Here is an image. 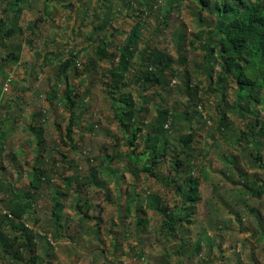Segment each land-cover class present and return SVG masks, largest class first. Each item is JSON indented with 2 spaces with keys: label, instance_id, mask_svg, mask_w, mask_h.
<instances>
[{
  "label": "rangeland",
  "instance_id": "obj_1",
  "mask_svg": "<svg viewBox=\"0 0 264 264\" xmlns=\"http://www.w3.org/2000/svg\"><path fill=\"white\" fill-rule=\"evenodd\" d=\"M5 1L0 0V10ZM141 1L112 0V21L107 30L117 28V32L110 37V48L113 49L126 39L134 22L141 20L143 24L137 30L138 49L147 42L150 46L167 47L175 60L177 55L185 57L191 64V80L200 78L205 88L206 79L196 67L201 52L190 48L188 44L200 27L191 14L195 1L173 2L167 26L159 27L157 33L151 31L161 24L158 10L161 0H150L155 5L150 12H144L147 4L140 6ZM48 4L51 9L45 13L43 0L25 1L19 22L23 33L18 39L31 38L32 42L30 45L22 42L18 62H8L0 67V90L6 87L0 92V199L7 198V193L2 191L5 187L23 189L28 183L29 166L33 162L37 144L34 132L25 125L33 113H42L34 119L42 124L45 144L43 155L49 159H59L60 151L68 155L69 160V163L56 160L51 172V185L60 191L65 189L63 192L66 193L61 205L63 226L60 235H50L53 232L50 226V196L53 188L48 190L45 185L41 186L33 197L34 215L29 220L24 219L28 228L44 235L50 242L51 246H48L44 240L36 241L38 261L42 264H264V192L259 198L243 193L239 184L231 183L223 175L226 172L224 159H229L231 163V154H234L243 170L264 181V167L259 165L264 164V128L252 143V151L260 154V160H250L246 152L244 154L241 150L243 144L238 138L240 131L246 132L248 127L255 131L259 127V124H252L254 117L259 118L264 125L262 106L241 97L236 99L235 84L230 78L220 82L219 88L213 92L206 90L202 93L201 109L196 108L198 104L195 108L204 117L202 119L195 113L191 124L196 134L193 145L201 150L203 158L193 169V175L199 180L200 200L194 205L189 216L190 222L181 227L182 232L176 238H164L159 229L160 217L147 208L149 222L144 231L137 232L134 209L124 216L125 196L120 195V191L134 190L143 199L146 192L151 190L162 195L169 206L177 203L178 198L171 186L165 187L146 172H139L134 179L125 166L126 159L123 156L128 150L124 142L126 138H122L117 123L112 119L110 99L99 77V72L109 64L106 60L94 57L92 43L87 38L92 32V25L100 19L95 17L101 15L109 3L102 1L99 4L98 0H52ZM39 17V27L34 34H30L27 25ZM180 23L184 24L185 30H182ZM179 35L183 36L182 40ZM69 50L77 51L75 60L78 74L74 75L72 67L64 82L56 79L57 75L58 78L62 75L55 66V57L66 55ZM44 52H49L46 58ZM4 54L5 51L0 49V59ZM137 56L134 61L139 62L142 58L137 59ZM86 66L87 70L83 71ZM173 66L180 70L184 68L178 61ZM175 80L176 83L180 82L178 77ZM55 82L56 94L66 84L73 87L75 93L82 95L86 90L88 92L84 98L86 109L77 119L79 127L75 128L76 124L73 127L75 147L72 148L69 142L62 141L63 128L68 121L66 105L58 98H49ZM126 90L123 93H127ZM128 92L136 99L138 86L129 87ZM160 94L163 99L151 90L144 92L145 98H152L146 104L149 109L145 113L147 120L154 117L155 105L163 104L164 99L168 103H178L180 107L185 100L184 95L172 91V87ZM222 100L227 104L236 101V105L227 108V124L217 131L216 114L223 106ZM136 102L139 101L136 99ZM193 107L191 104L188 110H194ZM237 107L242 108L246 116H240ZM104 153L112 158L103 161L107 157ZM100 160L103 161L101 165ZM103 165L107 168L104 169ZM155 166L156 172L165 175L166 162L159 161ZM97 167L100 169L97 175L105 181L102 187L78 184L72 177H82ZM108 168H111V173ZM115 174L119 182L115 181ZM63 178L70 181L67 189L65 185L68 181H63ZM106 190L110 197L107 202L104 194ZM1 200L0 210L3 208ZM249 207L255 210L254 214L245 210ZM82 212H87L91 219H81ZM260 216L261 226L257 222ZM35 217L37 223L34 222ZM94 227H98L96 232ZM199 239V253L190 254L189 251ZM180 244L184 252H174ZM0 264H10L2 258L1 252Z\"/></svg>",
  "mask_w": 264,
  "mask_h": 264
},
{
  "label": "trees",
  "instance_id": "obj_2",
  "mask_svg": "<svg viewBox=\"0 0 264 264\" xmlns=\"http://www.w3.org/2000/svg\"><path fill=\"white\" fill-rule=\"evenodd\" d=\"M25 1L6 0L0 10V49L5 51L0 59L2 61L0 67L8 62L12 64L18 62L22 42L27 45L32 42L31 38L18 39L22 37L23 33L19 22ZM50 1L52 0H43L45 13L46 10L51 9L48 4ZM102 1L109 3L107 4L109 6L101 15L95 17L97 20L100 19L92 25V32L87 38L92 43L94 57L106 60L109 64L99 72V77L101 83L104 84L107 97L110 99L112 119L117 123L122 138H126L124 142L128 150L123 156L126 159L125 166L134 179L137 178L139 172H146L147 175L159 180L165 187L171 186L178 198L177 203L169 206L162 195L151 190L146 192L143 199L134 190L120 191V195L125 196L124 216H128L134 209L136 231H144L149 222V218L146 217V209H152L160 217L159 229L164 238L174 239L182 232L181 227L190 222L189 216L194 205L200 200L199 180L193 175V169L201 163L203 157L201 150L193 145L196 134L191 124L195 113L199 114L202 119L204 117L200 110L196 109H201L199 104L202 93H205L206 90L213 92L214 89L219 88L220 82L230 78L235 84L236 99L244 98L247 102L261 105L264 109V0H194L191 14L200 27L188 44L190 48L199 49L201 52V59L196 67L206 79L205 88H203L204 85H201L200 78L191 80L189 72L191 64L185 57L177 55V60H175L167 47L158 48L150 46L147 42L138 49L139 33L137 30L143 24L141 20L135 21L126 39L111 49L112 40L110 37L112 38L117 32V28L112 30L114 32L107 30L112 21V0H98V3L100 4ZM175 1L161 0L158 3L161 24L154 28L152 33H157L159 27L167 26L171 4ZM145 4L147 6L144 12H150L155 7L150 0L140 2V6H145ZM40 20L41 17L27 25L26 29L30 34L36 32ZM180 25L182 30H185L184 24L180 23ZM208 27L210 29H207ZM182 38L183 36L179 35V39L182 40ZM136 51H138V56ZM48 53L44 52L43 56L46 58ZM77 55L76 50H69L66 55L55 57L57 62L55 66L59 74L62 75L61 78H58L57 75V80L61 79L66 82L67 72L72 67L74 75L78 74L75 60ZM135 56L137 59H142L136 62L134 61ZM175 61L183 64L184 68L180 70L173 66ZM87 66L83 71L87 70ZM216 67L218 70H215ZM176 77L180 82L176 83ZM55 86L56 82L49 92V98H58L66 105L68 121L63 128L64 139L62 141L69 142L72 148L75 147L72 137L73 127L75 124V128L79 127L77 119L86 109L84 98L88 92L86 90L82 95L75 93L72 90L73 87L66 84L64 89L56 94ZM131 86H138L136 99L139 102H136V99L128 92ZM168 86L172 87V91L176 90L178 94L184 95L185 100L182 107L178 103H168V100L164 99L163 104L155 105L154 117L147 120L145 113L149 109L146 104L152 98H145L144 92L151 90L152 93L161 97L160 93L166 92ZM124 89H127V93H123ZM161 99L163 98L161 97ZM190 103L194 106L192 111L188 110L191 108ZM235 105L236 101L231 104L223 102L222 108L216 114L217 131L222 130L223 126L227 124V108L235 107ZM237 110L240 116H246V112L242 108L237 107ZM41 115V112L33 113L30 121L25 125L29 131L34 132L37 144V151L29 166L28 183L23 189L5 187L2 191L7 193V198L0 199L3 202V208L0 210V252L2 258H5L10 264H42L38 261V255L35 253L36 241L44 240L45 244L51 246L44 235L28 228L24 222V219L29 220L30 216L34 215L33 197L42 185H45L48 190L54 189L50 196V226L53 228L50 235L59 236L63 226L60 214L61 205H63L62 199L66 193L63 192L65 189L60 191L56 186H52L51 178L53 167L56 166L55 161L69 163V160L68 155L60 151H58L59 159H49L43 155L45 144L42 124L34 119ZM252 124H259V127L255 131L250 127L246 132L240 131L238 138L243 144L241 150L244 151V154L246 152L245 155L250 160H260V154L252 151V143L261 135L264 125L259 118L255 117ZM104 156L107 157L103 158V161L112 158L106 153ZM231 156L233 158L231 163L229 159H224L226 172L223 175L225 178L233 184H239L243 193L261 197L264 192V181L257 175L243 170L237 157L234 154ZM11 157L14 158V154L11 153ZM103 161L100 160L99 164L101 165ZM159 161L167 164L165 175L156 172L155 164ZM259 165L264 167V164L259 163ZM103 167L107 168L104 165ZM99 170L97 167L90 169L88 174L82 177L78 178L76 175L72 177L78 184L102 187L105 181L97 175ZM107 170L111 173V168ZM115 177V181L119 182L116 174ZM62 180L68 181L65 185L67 189L68 183H70L69 179L63 178ZM104 194L106 202L109 201L108 191L106 190ZM84 202L87 204L86 199ZM245 210L253 214L255 211L252 207L245 208ZM81 219L90 220L91 216L87 212H82ZM260 219L261 216L257 221L259 226H261ZM37 221L38 219L35 217L34 222L37 223ZM96 230L98 227L94 231L96 232ZM200 249L199 239L189 253L196 255ZM174 252H184L182 245L175 248Z\"/></svg>",
  "mask_w": 264,
  "mask_h": 264
},
{
  "label": "clouds",
  "instance_id": "obj_3",
  "mask_svg": "<svg viewBox=\"0 0 264 264\" xmlns=\"http://www.w3.org/2000/svg\"><path fill=\"white\" fill-rule=\"evenodd\" d=\"M2 91H3V88H2V90L0 92H2ZM0 100H1V94H0Z\"/></svg>",
  "mask_w": 264,
  "mask_h": 264
},
{
  "label": "built area",
  "instance_id": "obj_4",
  "mask_svg": "<svg viewBox=\"0 0 264 264\" xmlns=\"http://www.w3.org/2000/svg\"><path fill=\"white\" fill-rule=\"evenodd\" d=\"M6 89V87H3V90H5Z\"/></svg>",
  "mask_w": 264,
  "mask_h": 264
}]
</instances>
